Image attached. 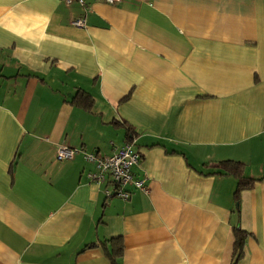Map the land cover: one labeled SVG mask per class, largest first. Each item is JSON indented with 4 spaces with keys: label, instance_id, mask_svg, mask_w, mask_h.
<instances>
[{
    "label": "crops",
    "instance_id": "crops-1",
    "mask_svg": "<svg viewBox=\"0 0 264 264\" xmlns=\"http://www.w3.org/2000/svg\"><path fill=\"white\" fill-rule=\"evenodd\" d=\"M127 141L148 192L122 199L83 152ZM119 246L118 264H264V0H0V264Z\"/></svg>",
    "mask_w": 264,
    "mask_h": 264
},
{
    "label": "built area",
    "instance_id": "built-area-1",
    "mask_svg": "<svg viewBox=\"0 0 264 264\" xmlns=\"http://www.w3.org/2000/svg\"><path fill=\"white\" fill-rule=\"evenodd\" d=\"M71 0H65V3H70ZM81 6L85 5V0H75ZM106 3H116L119 0H103ZM72 24L80 27L84 25V18L79 17L72 21ZM78 151L66 145H60L56 149V159L65 160L71 159ZM83 157L86 161L93 164V169L89 171L86 176L89 181L101 182L106 176L114 185L113 192H107L108 195L112 193L122 199H127L130 191L126 189L131 186L135 189L148 192V187L145 184V179L135 178L132 173V167L138 164L139 153L133 149L131 142H125L120 147L116 148L111 154L104 156H97L91 152H83Z\"/></svg>",
    "mask_w": 264,
    "mask_h": 264
},
{
    "label": "trees",
    "instance_id": "trees-1",
    "mask_svg": "<svg viewBox=\"0 0 264 264\" xmlns=\"http://www.w3.org/2000/svg\"><path fill=\"white\" fill-rule=\"evenodd\" d=\"M91 97L89 94H87L84 91H78L73 97L74 101H79L81 102L82 105L88 106L90 102ZM81 100V101H80ZM131 133V132H129ZM214 172L218 173H232L234 176L237 177V192L243 188L249 187L253 183V179L251 178H246L244 176V165L238 161H232V160H224L219 162L216 165V168L214 169ZM234 237H235V249L238 250L239 252L242 251V246L245 238V232L240 229H235L234 231ZM121 246L118 248H114L112 251V260L115 264L117 263V256L120 255L121 253Z\"/></svg>",
    "mask_w": 264,
    "mask_h": 264
}]
</instances>
